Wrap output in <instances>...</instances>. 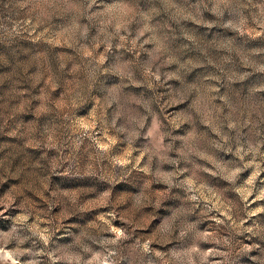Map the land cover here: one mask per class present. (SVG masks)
Listing matches in <instances>:
<instances>
[{
	"label": "rangeland",
	"instance_id": "1",
	"mask_svg": "<svg viewBox=\"0 0 264 264\" xmlns=\"http://www.w3.org/2000/svg\"><path fill=\"white\" fill-rule=\"evenodd\" d=\"M0 264H264V0H0Z\"/></svg>",
	"mask_w": 264,
	"mask_h": 264
}]
</instances>
